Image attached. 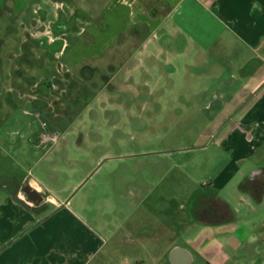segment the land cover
Returning a JSON list of instances; mask_svg holds the SVG:
<instances>
[{"label":"rangeland","instance_id":"rangeland-1","mask_svg":"<svg viewBox=\"0 0 264 264\" xmlns=\"http://www.w3.org/2000/svg\"><path fill=\"white\" fill-rule=\"evenodd\" d=\"M2 1L0 212L15 214V229L23 205L12 195L22 182L37 183L46 199L70 193V210L106 235L145 208L177 224L191 207L199 211L191 203L213 195L209 183L224 185L222 194L234 199L236 186L245 185L242 173L264 163V42L251 51L236 39L218 62L199 61L202 74L187 68L195 63L189 55L172 75L165 55L158 70L142 60L131 70L136 92L122 91L115 89L122 61L115 49L140 17L137 0ZM91 65L98 69L82 71L91 80L77 76L76 83L72 69L80 74ZM47 132L60 138L41 147ZM201 256L194 253L192 264Z\"/></svg>","mask_w":264,"mask_h":264},{"label":"crops","instance_id":"crops-1","mask_svg":"<svg viewBox=\"0 0 264 264\" xmlns=\"http://www.w3.org/2000/svg\"><path fill=\"white\" fill-rule=\"evenodd\" d=\"M137 1L140 17L131 27L132 34L118 38L115 49L122 59L117 70L120 85L116 90L132 88L136 92L138 84L131 70L141 66L145 59L151 62L150 69L158 70L156 63L165 55L167 70L172 75L179 69L178 62L189 55L195 63L187 68L202 74L199 61L218 62L227 55V48L236 39L242 40L251 51H258L256 46L264 42V0ZM111 58L108 56L107 66L115 67ZM84 69L97 70L98 66L83 67L80 74L72 69L76 83H79L77 76L91 80L92 75H82ZM151 76L149 73L143 76L144 86L150 90ZM130 77L132 83L128 81ZM256 87L259 84L239 100L233 110ZM260 166L264 163L242 173V177L250 181L244 188L236 186L234 199L222 194L224 185L209 183L208 189H212L213 195L191 203L199 206V211L193 214L194 206L191 207L186 214L176 216L177 224L170 222V215H159L154 209L145 208L143 214L125 216L121 224L106 235L107 230L97 231L89 220L70 210V193L55 196V199L45 198V203L56 205L50 211L31 208L17 194L22 182L12 195L23 205L19 208L21 215H16L21 217L20 227L15 229L11 223L15 214L0 212V264H146L150 259L152 264H168V261L172 264L169 257L175 247H183L192 254L190 264L194 253L202 255L200 264H264V173L258 171ZM32 187L42 194L37 183ZM148 188L152 192L156 189ZM139 191L137 208L141 210L146 198L141 187ZM23 207L31 213H25ZM161 237L168 243L164 244ZM178 239L184 240L187 246L173 243ZM143 243L146 244L142 248Z\"/></svg>","mask_w":264,"mask_h":264},{"label":"water","instance_id":"water-1","mask_svg":"<svg viewBox=\"0 0 264 264\" xmlns=\"http://www.w3.org/2000/svg\"><path fill=\"white\" fill-rule=\"evenodd\" d=\"M1 5H3L2 0H0V6ZM27 189L31 190L35 195L39 197V200L37 203H41L44 200L42 194L39 191H37L34 187H32L31 185L29 184L26 185L25 190ZM169 259L172 264H190L193 260V257H192V254L187 249L183 247H175L170 252Z\"/></svg>","mask_w":264,"mask_h":264},{"label":"flooded vegetation","instance_id":"flooded-vegetation-1","mask_svg":"<svg viewBox=\"0 0 264 264\" xmlns=\"http://www.w3.org/2000/svg\"><path fill=\"white\" fill-rule=\"evenodd\" d=\"M260 167H262V168H260V170H258V171H262L261 174H263L264 173L263 172L264 166H260ZM249 181H250V179L246 178L243 183L247 184V182H249ZM26 185H28V184H24L21 187L17 188V194L20 197H22L26 202H28L29 205L31 206V208H40V207L47 208L45 206V197L43 196V194H42V196H43L44 200L41 203H37L39 200V197L37 195H35L29 189L25 190ZM193 214H196V213L194 212Z\"/></svg>","mask_w":264,"mask_h":264},{"label":"built area","instance_id":"built-area-1","mask_svg":"<svg viewBox=\"0 0 264 264\" xmlns=\"http://www.w3.org/2000/svg\"><path fill=\"white\" fill-rule=\"evenodd\" d=\"M59 138H60L59 133L47 132L46 134L40 137V145L41 147L55 145L58 142Z\"/></svg>","mask_w":264,"mask_h":264}]
</instances>
